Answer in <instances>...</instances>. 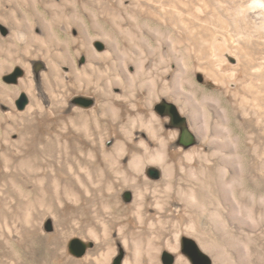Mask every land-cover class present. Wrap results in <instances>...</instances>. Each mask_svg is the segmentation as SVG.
I'll return each mask as SVG.
<instances>
[{"label": "rangeland", "instance_id": "374dc122", "mask_svg": "<svg viewBox=\"0 0 264 264\" xmlns=\"http://www.w3.org/2000/svg\"><path fill=\"white\" fill-rule=\"evenodd\" d=\"M204 1L0 0V264H151L149 221L136 214L131 180L144 188L151 219L166 223L182 207L133 171L132 160L165 153L174 163L193 148L211 154L198 120L212 133L231 129L253 173L264 137V120L255 121L264 110L254 104L264 106V2L253 17L244 13L251 0H217L222 9ZM235 5L237 30L227 15ZM217 17L228 26L216 27ZM23 95L28 104L18 109ZM209 98L219 99L228 123ZM166 104L186 119L175 137ZM252 182L246 188L262 193ZM170 229L160 227L153 264H174L162 244ZM185 230L182 255L183 240L197 237ZM137 237L145 250L137 252Z\"/></svg>", "mask_w": 264, "mask_h": 264}, {"label": "bare ground", "instance_id": "6f19581e", "mask_svg": "<svg viewBox=\"0 0 264 264\" xmlns=\"http://www.w3.org/2000/svg\"><path fill=\"white\" fill-rule=\"evenodd\" d=\"M216 1L217 0H213V2ZM217 2L216 4H218L222 9V6L224 5L221 6L220 3ZM250 2L252 3H249L247 9L244 10L245 12L243 11L245 15L247 13H252L253 17L260 15L262 11H260L261 9L259 5L262 2H264V0H251ZM227 11L230 13L227 15H230V17L232 18V20L229 19L231 20L230 24L234 27L235 30H237V5H235L234 7H229ZM215 13H217L216 9H215ZM225 18L217 17L216 19L217 22H219V25L217 24L216 27L222 29L225 26H228L226 25V23L228 22L226 23L222 22V19L225 20ZM218 35L217 36L215 35L216 36L215 41L219 39L221 40L222 38L224 40V37ZM222 48H220L219 50L221 51ZM226 53H228L229 58L235 59L236 61L238 60L237 56L233 54L231 51H227ZM262 96L263 98L262 97L261 98L264 99V95ZM209 101H211V104L210 102L208 104H210L215 108V113L217 115H220L221 120L223 122L226 121L228 123L226 111L220 107L219 99L209 98ZM259 102L260 101H258L257 98H254V104L256 105V107H258V110L259 109L264 110V106H262V104H260ZM253 111H255V109H253ZM256 113L257 112H254L253 115H256ZM261 113H259V115L257 114L258 119L255 121L262 122L264 120V111L262 114ZM204 121L205 120L203 119L200 121L199 120L196 121L199 122L197 123L199 126L198 133H199V137L203 141L205 140L209 141V148L211 150V154H206V153L203 154V151L201 152L193 148L188 153H186V155H183L179 159L175 160L174 163L170 162L169 160H167V158H165V153L164 155L163 154L159 156L156 155L158 157L157 159H155V157L153 156L154 158L149 160V163L152 162L157 163L159 167L150 165L148 161L144 160L145 159L144 157L143 159H141L140 157L136 156L132 160V164L134 165L133 167L135 168L133 169V171L135 170L136 173L142 172L143 176H145L147 178L146 180H148L149 182L148 185L150 184L151 187L157 188L159 186H164L166 190H168V192L172 194V196L169 194L170 197L171 198L173 197V199L177 202V204L182 207V209L180 210L177 209L178 213L179 211L180 213L175 214L173 212L169 213L165 206V210L171 215V218L169 219L167 218L168 220H166V223L163 222V219L160 218L161 216L156 217L154 220L151 219V217L148 216L149 215L147 213L148 211L145 208L144 195L146 193L144 194L145 192L144 188L143 189L141 188V186L139 185V183L135 178L132 180L130 179L131 181H133L132 182L133 184L131 185H133V190H134L133 207L137 211V212L135 211L136 214L138 213L139 216L143 218V221L144 219L149 221L148 226L150 231L148 232L150 233V235L148 237H145V240L147 238L146 240L147 242L145 244L142 243V239H140L142 237L141 235V237L136 238L137 240L136 239L133 240L134 242L133 245H135L137 252L139 249H141V247L142 249H144L143 247L146 246L147 248L146 254L148 255L147 258L149 259L150 263L153 264L157 260L158 252L162 248V246L158 243V241L160 240L159 237L161 238L163 236L157 235L161 231L160 227L162 226V228L164 229L167 225H170L171 229L169 231L167 230L168 237L167 238L165 237L166 239H162L164 241L161 240L162 244H164V246L170 251V253H173L174 257H172V260L174 261V264H192L191 263L192 259L185 252V250H184L185 254L184 253L183 254L186 255V257L182 255L180 252L179 242L180 240H182L181 238L184 236L183 235L184 231L182 230H185L182 229L181 226H183L184 221L187 220L188 224L186 223L187 226L185 231L190 234H196L197 236L195 240L196 245L198 246L200 251L210 254L212 259V261L210 259L211 264H264V137L262 136L263 138L259 143L260 147L257 148L255 147L256 158L254 157L255 160L253 159L252 161L253 164L252 166L250 165L252 167L253 173L251 174L248 173L249 175H247L246 170L248 169L246 167L244 157L239 153L240 149L237 143V136H235L232 130L229 129L228 127L221 128L222 133H218V132L212 133L211 131L210 133L209 128L204 125ZM193 126L197 128V125L195 126V124H193ZM175 127H177V129L175 128L172 130V136L174 137L177 136L178 134L177 130H179L181 126L180 127L175 126ZM181 131L182 129L180 130V132ZM256 131H259L258 128ZM162 145L163 148L164 144ZM259 148L261 150L258 152L257 150ZM228 149H230V151ZM200 155L204 159L202 158L198 159L199 157H201ZM195 161L200 165V168L202 169L201 173L198 172L200 175L197 174V170L193 165ZM116 162L117 161H115V164ZM202 162H209V163H206L205 167H203ZM176 170L178 171L177 173H179V175L180 174L182 175V178H180V182H177L176 179L177 174L175 172ZM210 170H213L214 172L216 171L217 175L208 176L207 171ZM154 176L155 177L158 176V178H154ZM130 180L126 176L123 180V183L127 184L129 183ZM248 180H251L256 184L255 189H257L258 191L261 190L263 192L257 194L255 190L252 189L251 191L247 189L246 182ZM192 182L197 183V186H194ZM165 202H167V200ZM131 207L132 206H130V208ZM205 215H208V218H205L206 220L203 219ZM193 216L194 219L199 217L200 218L197 220V222H194L196 219L193 220ZM139 220L140 219H138V221ZM196 223L199 224L197 225ZM156 228H159L158 232L157 231L155 232ZM231 232L240 233L241 235L244 236V239H239V240L236 239L235 237H233V235H231ZM141 244H144L145 246L144 245L142 246ZM224 247L226 249H230V251L233 254L232 255L230 254V256L226 255L225 254L226 250L224 249ZM106 258L108 260V256ZM166 259H171V257L168 256L166 257ZM123 264H130V262L128 260H125Z\"/></svg>", "mask_w": 264, "mask_h": 264}, {"label": "water", "instance_id": "95a60500", "mask_svg": "<svg viewBox=\"0 0 264 264\" xmlns=\"http://www.w3.org/2000/svg\"><path fill=\"white\" fill-rule=\"evenodd\" d=\"M14 77L13 79H15ZM28 104L27 98L25 95L22 96V100L17 103V108L18 109H23L26 105ZM166 109L168 112H170L172 119H173V124L175 126H181L186 123V119L184 117H181L179 115V112L177 111V108L173 104H166L165 105ZM187 129L183 128V133H184V138H188V131ZM190 137V136H189ZM185 141V139H183ZM188 142V141H185ZM158 177V176H157ZM155 177V178H157ZM184 250L185 252L190 256V258L193 261V264H211V261L207 255H205L202 251L199 250L198 246L196 243L192 240L184 239ZM171 261V259H170Z\"/></svg>", "mask_w": 264, "mask_h": 264}]
</instances>
